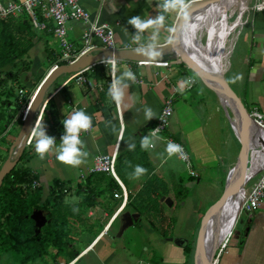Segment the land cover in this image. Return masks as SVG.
<instances>
[{
    "label": "crops",
    "instance_id": "1",
    "mask_svg": "<svg viewBox=\"0 0 264 264\" xmlns=\"http://www.w3.org/2000/svg\"><path fill=\"white\" fill-rule=\"evenodd\" d=\"M189 1L192 0H185V4ZM79 2L91 14L96 13L99 7L101 8L100 19L114 28L115 40L120 49L144 48L165 43L169 38V29L174 25L179 12V9L165 11L164 4L166 0H104L101 6L100 0H79ZM161 15L164 16L163 26L149 28L140 34L138 40H134V37L137 36V30L128 23L129 19L139 16L142 19L154 20ZM249 16L250 19L248 18L249 21L246 20L232 54V57L235 56L234 51L239 48L240 55H237L234 64H232L238 79L236 86L238 91H232V94H230L233 98L235 97L234 99L241 104L245 111L257 109L264 112V13L250 14ZM66 27L67 38L73 49L79 50L83 46L82 33L86 29V25L80 22H69ZM32 29L37 33L38 38L34 40L33 47L23 57V60L29 63L28 70L19 72L20 79H23V77L24 80L25 77L29 78L23 88L28 93L38 85L42 80L41 78L45 76L52 63H54L53 61L60 55V49L53 34L44 32L40 34L42 32L36 30L33 26ZM204 40L205 38L203 42ZM187 59H190L189 56L180 50L179 55L175 56L174 60L162 58L149 63L117 62V77L122 76L125 70L131 68L137 78V81L128 78L123 80L121 87H123L125 94L118 108L110 97L100 98L99 94L104 84L91 77L90 79L96 81L101 89L90 90L88 87L78 86L74 82L59 89L69 74L59 77L58 79L62 77L63 79L56 81L48 88L43 98L44 101L49 97L48 106L43 111L40 123L47 136L65 135L66 130L62 121L77 110H83L92 117V130L89 134L80 136L84 142L80 146L81 152L88 155L81 156V160L85 162L78 167L63 164L57 160L56 151L62 141H58L53 151L46 154L44 159L36 154L35 141L31 147L23 150L27 155L15 167H26L33 175L37 176L38 187H41L42 193L46 194L43 195V200L47 198L54 180L69 183L72 187L76 185L83 186L82 180L88 176L87 171L92 166L96 156L111 154L115 149H117V154L126 155L132 151L129 150V144L134 146L138 142L141 144L142 138L148 136L154 125L164 99L171 95H173V115L167 132L184 144L190 155L191 168L196 174V176H190L186 166L175 155L169 156L166 151L167 144L158 138L151 137L153 147L143 150L153 169L152 173L158 176L167 188V193L160 198L162 212L165 217L174 220L175 223H171L169 228L165 227L166 235L163 236L154 231L146 222L147 226H143L141 231L143 236L139 245L138 242L134 241V238L132 239L133 235L129 236L128 232H125L126 234L123 237H118V232L122 230L121 227H118V224L121 220L122 223L126 222L128 212L125 204L123 210L114 218L113 215L122 200L121 198L113 200L111 196L114 193H120V185H122L126 190V194L134 197L141 189L146 177L144 175L137 176L132 171L122 170L125 185L116 175V178H113L117 182V186L109 175H101L103 179L97 187L100 189L110 187L111 191H104L100 196H96L94 200L97 205L86 209L84 212V215L90 220L94 219L93 225L96 221L100 224L93 227L96 234L93 235L96 238L93 237L95 240L85 247L82 252L80 251L81 253L74 257L69 264H77L84 259L90 264H117L116 262L120 259L118 263L125 264L124 260L128 256L115 258L112 255L113 249L117 245L118 248L119 245H122L121 247L125 250L128 248V250L133 251L138 249L145 251L148 260L145 263L148 264H182L183 261L181 262L182 259L178 255V249L182 253L186 249L189 250L188 243L192 239L193 229L196 228L198 214L204 206L208 205L205 208L207 214L208 210L215 204L210 205V201H207L209 198L204 193L205 190H209L206 187H211L212 184L201 182V175L209 180L213 172L219 171V173H222L223 171L225 173L224 187L228 183L229 191L235 186L236 180L243 175L245 167L242 170L239 166L233 169L232 164L238 158H242L241 160L248 159L251 153L250 145L245 143V152L244 149L242 152V146L237 136L234 133L233 135L225 132L230 123L227 121L223 108L220 107L218 102L214 103L213 99L210 98L208 94L210 91L208 92L204 88H195L198 86L192 72L195 74L197 72L194 70L195 66L193 64L188 65ZM162 61L169 62L172 65L171 68L164 67ZM7 67L10 69L9 71H12V67L9 65L3 68L2 72ZM105 68L107 69L108 66L105 65ZM188 78L194 80L191 89L186 88ZM6 83V86L5 84L0 86V142H3L0 144V150L6 153L5 159H3L4 163L9 158L11 159L9 150L22 127H20L16 137L10 138L11 142L6 143L7 140L5 141L4 138L8 133L1 131L3 124L9 121L7 127L10 125L12 114L17 115L19 105L15 97H8L6 91L1 90L2 88L12 87V93L16 95L17 90L21 88L16 85L17 81ZM68 101L71 104H68ZM146 109L153 111L154 115L151 119L145 118ZM221 113H224L225 120ZM17 121L19 120L14 118L13 123ZM121 124L124 127L122 132H120ZM221 133H225L224 136H221ZM228 144L235 147L234 155L231 157L228 155ZM225 146H227L226 151L224 150ZM175 160L183 165L184 168L181 172L175 168ZM218 160H221L222 163L218 164ZM224 160L227 162L225 163ZM226 164L228 167H225ZM237 174H240L239 177H237ZM183 195H185L184 198H182ZM78 200L80 201L79 197ZM164 206L166 207L164 208ZM237 206L238 200L236 193H234L211 211L210 224L204 230L202 238L211 241L208 264H210L216 250L217 241L220 243L229 234L234 223ZM216 214H218V219L215 217ZM131 216L141 217L139 213L134 211ZM106 219L108 220L107 224L102 228V224ZM239 222L241 224H238ZM239 222H236L231 235L227 239L226 247L215 253L216 260L219 264H264V205L252 216L244 215ZM102 242H105L106 250L101 254H94L96 247ZM168 244L171 245L169 249L172 254L169 253ZM149 245L153 248L154 254L149 252V248H151ZM49 251L50 254H55L53 248H50ZM0 252V264L18 263L10 251L1 248ZM62 255L65 254L62 253L58 256ZM7 256L9 259L5 260ZM58 256L55 259L52 255H46L47 260L35 259L26 264H53L51 263L52 260L53 262L58 260ZM197 258L196 256V262Z\"/></svg>",
    "mask_w": 264,
    "mask_h": 264
},
{
    "label": "trees",
    "instance_id": "2",
    "mask_svg": "<svg viewBox=\"0 0 264 264\" xmlns=\"http://www.w3.org/2000/svg\"><path fill=\"white\" fill-rule=\"evenodd\" d=\"M43 32L53 34L51 30ZM37 38V33L34 32L31 23L26 18H9L0 21V74L3 68L11 65L12 71L10 72L13 74L8 72L5 77L11 76L17 80L21 88H24V77L20 79L16 76L20 71L28 70V65L25 64L23 57L33 47L34 40ZM21 63L25 66L21 67ZM18 64L23 68L22 70L18 68ZM14 69L16 70L14 71ZM107 69L104 65H96L86 74L88 78L91 77L104 84L99 94L101 99L109 97V66ZM6 82L9 81H6L4 77L1 78L0 86L2 84L6 86ZM1 91H6L7 96L9 94L13 95L15 100L18 99L17 94L12 93V87L2 88ZM47 106L48 104L45 108ZM25 155L27 153L23 151L16 165L26 157ZM137 166L147 169L146 173L141 174L146 177V180L134 197L130 194L127 195L126 207L139 213L140 216H144L146 222L154 231L165 236V227L169 228L171 223H175L174 220L165 217L162 212L160 198L167 193V188L162 180L152 173L153 169L149 164L146 153L141 148L140 142L134 147V150L126 155L117 154L116 156L115 172L124 185L122 170L136 173ZM101 175L106 174L88 175L82 180L83 186L76 185L74 187L69 183L54 180L47 198L43 200L42 188L31 187L32 183L38 180L37 176L33 175L26 167H14L4 177L0 186V249L13 253L16 260L22 264L35 259L44 261L45 256L50 255V248L55 250V256L64 253L71 257L70 260H73L74 255L67 252L68 237L70 235L68 218H80L83 211L97 205L94 200L96 196L104 191H111L110 187L107 189L98 188L103 179ZM109 177L118 186L115 179L110 175ZM73 190L80 198L78 205L68 204L64 201L66 195L71 194ZM111 197L115 200L113 195ZM184 197L185 195L182 198ZM79 206L82 212L77 214L75 211ZM34 210L47 213L45 224L39 230L31 217ZM139 222V220L136 221L134 225H139ZM186 251L189 250L186 249Z\"/></svg>",
    "mask_w": 264,
    "mask_h": 264
},
{
    "label": "built area",
    "instance_id": "3",
    "mask_svg": "<svg viewBox=\"0 0 264 264\" xmlns=\"http://www.w3.org/2000/svg\"><path fill=\"white\" fill-rule=\"evenodd\" d=\"M103 2L104 0H100V6ZM100 9L101 8L99 7L96 13L91 14L81 6L79 0H0V21H5L9 18H16V19L26 18L29 20L32 26L38 31L43 32V31L51 30L60 49L59 57L55 60V62L49 68L48 72L42 78V80L30 93H28L23 88H19L17 90V96H18L17 102L19 108L17 109V115L15 117V120L21 119L22 122L24 121L27 111L31 105V102L35 98L40 88V85L45 81L48 75L51 72H53L55 69H57L59 66L72 65L76 63L82 56L92 51L97 52L98 49L109 50L112 52L121 50L117 46L115 40L114 28L110 24L101 21ZM256 13H264V0L247 1L246 9L243 12V17L239 19L240 21L238 28L239 32H241V30L243 29L247 17L250 14L253 15ZM235 17L236 14L234 13L233 14L226 13L225 19H222V17H220L219 21L215 25V30H217L218 36L222 35L223 40H225L223 43L224 45L228 44L229 38L228 35L224 34L225 31L223 28H221L220 25L222 24V21H224L223 24L226 27H228L229 24L231 25L232 20H236ZM69 22H80L86 25V29L82 33L83 46L79 50H74L73 46L71 45L70 41L67 38L66 26ZM178 55L179 52H176L175 56ZM104 61H100L96 64H92L84 69H81L75 73L69 74L64 79L59 89H61L63 86L68 85L71 82H74L78 86H86L90 90L101 89L100 85L96 81L86 76V74L90 72L91 69L96 65L109 66L110 68L109 77L111 84L113 79L111 64L105 63ZM114 62L115 64H117V62L119 61L114 60ZM162 62H164L163 65L164 67H167L168 69L171 68L172 65H170L169 62L167 61H162ZM129 69L131 70V68ZM134 81H137V78ZM193 85H194V80L188 78L186 88L191 89ZM48 99L49 97L42 102L41 108L39 112L36 114L35 119L33 121L32 129L34 128L35 124L41 123L43 111L46 107ZM68 104H71V102L68 101ZM172 115H173V95L168 96L164 99L163 105L156 117L154 125L149 131L148 136H150L151 132L156 131V136L152 138H158L166 144H168V142H174L179 144L181 146L182 151L175 153L173 155H175L176 158L186 166L190 176H196L195 172L191 168V159L186 147L178 139H176L174 136H171L167 132V128L169 126ZM246 121L250 124L251 129L247 137H244L243 139L238 137V140L241 146H242V141L244 142L243 145L245 143H247V145H250L251 153L247 160L248 163L251 164V168H250L251 174L242 184V186L238 188L239 206L234 219L233 226L229 234L226 236V238L218 244L211 258V264H219V262L215 258L216 257L215 253L219 250H223L226 247L227 239L231 235L232 230L238 218L241 216V214L252 216L256 211H258L264 205V112H261L257 109L246 111ZM123 128L124 127L121 124L120 132L123 131ZM91 130L92 127L87 132H81L80 136L89 134ZM63 136L64 135L53 137L56 142L55 144H57L58 141H62ZM34 141L35 138L31 136V131H30V134L24 145V150L26 148L31 147ZM149 147L152 148L153 145ZM13 156L14 153L12 154V158ZM116 156H117V149H115V151L112 152L111 154L96 156L92 166L87 171V175L106 174L116 178V173H115ZM240 162L241 160L238 158L234 162V164H232V168H234L236 165L238 166ZM38 186L39 183L37 181H34L31 187L37 188ZM120 186H121L120 193H114L113 195L114 198H121L122 200L120 206L117 208V210L113 215L114 218L123 210L127 202L126 190L122 185ZM138 264H148V263L139 262Z\"/></svg>",
    "mask_w": 264,
    "mask_h": 264
},
{
    "label": "rangeland",
    "instance_id": "4",
    "mask_svg": "<svg viewBox=\"0 0 264 264\" xmlns=\"http://www.w3.org/2000/svg\"><path fill=\"white\" fill-rule=\"evenodd\" d=\"M197 12L196 13H193L190 17L191 18H194V17H196L197 16ZM236 18V20H238V16H236L235 17ZM250 19V16H248L247 17V20L249 21V19ZM236 20H232L231 22L232 23H234ZM170 31H171V29H169V32H168V34L170 35ZM40 34H42V33H40ZM169 37V36H168ZM204 44H208V42H207V39L205 38V40H204V42H203ZM199 47H201L200 45H197L196 46V48L198 49ZM195 48V49H196ZM235 56H231V58H230V62H231V68L229 69V71H228V74H226L225 75V78H224V84H225V87H226V89H227V91L229 92V93H232V91H235V92H237L238 90H237V78H236V74H235V68H233L232 67V64H234V60H235V58L237 57V55H240V50H239V48H237L235 51ZM187 56H189V58L190 59H187L186 61H187V63H188V65H192V62H193V64H194V66H195V71L197 72V74H195L194 72H192L193 73V75H194V78H195V83H196V85L198 86V87H195L196 89H198V88H204L206 91H210L208 94H209V96H210V98H212L213 99V101H214V103H219V101L221 102V104H222V106H224V107H230V104H229V102H228V100H227V97H226V95L221 91V89L219 88V85H218V81H217V77H216V75L214 74V72H213V70L210 68V66H208V65H206V63H199L198 62V60H197V58L194 56V55H192V54H190V53H185ZM197 60V61H196ZM24 62H25V64L26 65H28L29 63L26 61V60H24ZM20 66L22 67V66H25L24 64H20ZM19 66V64H18V68H21ZM10 69L7 67L6 69H5V71H1L2 73L0 74V79L2 78V77H4L5 79H6V81H11V82H16L17 80H15V79H13L11 76L10 77H8V76H6L5 77V75H7L8 74V72H10L9 71ZM16 70V69H15ZM234 73H233V72ZM14 72V71H13ZM213 72V73H212ZM9 74H13L12 72H10ZM17 78L19 77V74H17V76H16ZM64 77V76H63ZM63 77L62 78H60V79H58V80H56V81H61L62 79H63ZM231 77V78H230ZM233 78V79H232ZM11 79V80H10ZM42 79V78H41ZM29 81V78L28 77H25V80H24V85H26L27 84V82ZM41 81V80H40ZM234 83V84H233ZM16 85H18V82L16 83ZM197 91V90H196ZM197 92H199V91H197ZM200 94V93H199ZM15 95V94H14ZM201 95V94H200ZM8 97H14L13 95H10L9 94V96ZM227 103V104H226ZM222 106L220 105V107L222 108ZM231 108V107H230ZM230 108L228 109V112H229V115H230V118L232 119V121L234 122V125L236 126V128L239 130V131H241V127H240V121H239V119H238V117H236L234 114H233V112L230 110ZM221 115H222V117L224 118V120H225V116H224V113H221ZM15 116H16V114L14 113V114H12V119L10 120V125H8V127H7V124L9 123V121H7V122H5L3 125V129L1 130V131H6V133H8L7 135H6V137L4 138V140L6 141L7 140V142L6 143H10L11 142V140H10V138H12V137H16V135L18 134V132H19V129H20V127L22 126V121H21V119L19 120V121H17V122H14L13 123V120H14V118H15ZM227 121H228V119H227ZM226 121V122H227ZM228 123H229V121H228ZM226 128V127H225ZM7 129V130H6ZM225 132H229L230 134L232 133H234L233 132V130L231 129V127H230V125H229V127L227 126V131L225 130ZM224 134L225 133H221V136H224ZM234 135V134H233ZM232 135V136H233ZM223 138V137H222ZM3 142H0V144H2ZM228 147H229V150H228V155L231 157V156H233L234 155V148L235 147H233V145H231V144H228ZM226 149H227V146H225V148H224V150L226 151ZM0 156H1V166H0V168L2 167V165L4 164V161H3V159H5L4 158V156H6V153H4V152H1V150H0ZM229 156H228V158H229ZM244 160L245 159H243L242 160V163H241V166H240V169L242 170L245 166H244ZM225 161V160H224ZM227 161H225V163H226ZM175 168H177L178 169V171L179 172H181L182 170H183V165L180 163V162H178V161H176L175 160ZM219 163H222L221 162V160L219 161L218 160V164ZM225 167H228L227 166V164H226V166ZM183 174V173H182ZM224 174L225 173H223V171H222V173H219V171H216V172H213L211 175H212V177L208 180V179H206V177L205 176H202L201 175V182H203V183H206V184H208L209 182H210V184H212V186L210 187V186H207L206 187V189H209V190H205L204 191V193L206 194V197L207 198H209V200H207V198H206V200L207 201H210L209 202V204L211 205H213L214 203H216V201H218L220 198H221V196H222V194L224 193V190H225V178H224ZM204 175V174H203ZM239 175L240 174H237V177H239ZM227 185V184H226ZM74 191L75 190H73V192H71V194H68V195H66V198L64 199V201L66 202V203H70V202H72V201H74V202H72L71 204H79L80 203V201L78 200V196L74 193ZM43 195H46V194H43ZM101 195V194H100ZM99 195V196H100ZM76 197H77V200H76ZM214 200H216L215 202H213ZM76 202V203H75ZM206 204H207V202H206ZM208 206V205H207ZM207 206H204V208L200 211V213L198 214V222H197V224H196V228H194L193 229V236H192V239H190L189 240V243H188V246H189V251H186V252H184V253H182L179 249H178V251H179V253H178V255L180 256V259H182L181 260V262H182V264H196V256H197V245H198V242H199V237H200V234H201V231L204 229V228H206V227H208V225L210 224V218L208 217V215L206 214V211L207 210H205V208L207 207ZM166 206H164V208H165ZM79 210H80V206H79V208L77 209V211H75L77 214L79 213H81L82 212V209L80 210V212H79ZM205 210V211H204ZM37 210H34L33 212H36ZM127 212H128V215H132L133 214V210L131 209V208H127V210H126ZM84 212L85 211H83L82 212V214H81V216H80V218H68V228H69V233H70V235H69V237H68V249H67V252H70L71 254H73L74 256L73 257H76L79 253H81L84 249H85V247H87L88 245H90V243H92L94 240H95V236L93 235V234H95V231H94V229H93V227H95L96 226V224H98V225H100L97 221H96V223H94V225L92 224V222H94V219H92V220H90L86 215H84ZM47 213H45V215H46ZM215 217L218 219V214H216L215 215ZM243 217H244V215L243 214H241V216H240V218L238 219V221L237 222H239V220L242 218L243 219ZM123 219V218H122ZM137 220H139L140 222H139V225H131V226H128V227H123V225H124V223H122L123 221L121 220L120 221V223L118 224V227H121V228H123L120 232H118V237L119 236H121V237H123L126 233L125 232H128L129 233V236H131V235H133V237H132V239L134 238V241H136V242H138V245L140 244V242H142V229H143V226H147V224H146V219L144 218V216H141V217H139V218H137ZM107 219L103 222V226H102V228L103 227H105L104 225H106L107 224ZM240 222H242V221H240ZM238 223V224H241V223ZM236 227H237V225H236ZM101 228V229H102ZM127 230V231H126ZM91 233V234H90ZM96 235V234H95ZM138 235V236H137ZM93 237H95V238H93ZM120 237V238H121ZM192 241V242H191ZM198 241V242H197ZM195 242H196V245H195ZM156 243V242H155ZM208 243H209V247H210V250H211V241H209L208 240ZM169 245V244H168ZM122 245H119V248H118V245L117 246H115L114 248L115 249H113V256L115 257V258H119V257H124L125 255L126 256H128V258L127 259H125L124 260V262H125V264H136V263H139V262H148V260H147V257H146V255H145V251H143L142 249V251H140L139 249L138 250H135V251H133V250H128V248H127V250H125L124 248H122L121 247ZM150 247H151V245H149ZM148 246V247H149ZM170 246L171 245H169L168 246V250L170 251ZM122 248V249H121ZM111 249V248H110ZM120 249V250H119ZM106 250V246H105V242H102V243H100L97 247H96V249H95V253L94 254H98V253H100L101 254V252H103V251H105ZM107 250L108 251H110L109 250V248H107ZM171 250H173V249H171ZM81 251V252H80ZM174 251V250H173ZM140 252V254H138ZM149 252H151V254H154V250H153V248L151 247V248H149ZM49 253H50V251H49ZM170 254H172V252L170 251L169 252ZM9 254V253H8ZM0 255H1V252H0ZM49 255V254H48ZM53 256V258H57V256L58 255H54V254H50L49 256ZM10 256H11V254H10ZM125 256V257H126ZM59 258H58V260H55L54 262H53V260H52V262L51 263H53V264H69L70 263V259H71V257L69 256V255H62V256H58ZM11 258V257H10ZM9 259V257L7 256V257H5V260H8ZM44 259H46V258H44ZM209 259V258H208ZM42 260V259H41ZM47 260V259H46ZM43 261V260H42ZM119 261H120V259H119ZM119 261H117L116 263L117 264H120V263H118ZM123 262V261H122ZM6 264H8V263H6ZM17 264H22L21 262H18ZM71 264H75V263H71ZM77 264H90V263H87V261H86V259H84L83 261H81L80 263H77ZM121 264H123V263H121ZM171 264H173V263H171Z\"/></svg>",
    "mask_w": 264,
    "mask_h": 264
},
{
    "label": "water",
    "instance_id": "5",
    "mask_svg": "<svg viewBox=\"0 0 264 264\" xmlns=\"http://www.w3.org/2000/svg\"><path fill=\"white\" fill-rule=\"evenodd\" d=\"M192 1H189L186 4L187 8L185 10H183V11L180 10L178 12V15H177V18L174 22L171 34L165 43L158 45V46H151V47H144V48L121 49V50H117L115 52H112L109 50H104V49H98L97 52L92 51V52L82 56L76 63H74L72 65L59 66L57 69H55L53 72H51L48 75V77L45 79V81L40 85V88H39L35 98L31 102V105H30V107L27 111V114L25 116V119L23 121V125L21 127V130H20L17 138L15 139L13 145L11 146V148L9 150L11 159L9 158V160H7L0 169V186L2 184L3 178L7 174H9L10 171L15 167V165L17 163V159L20 157L22 151L24 150L25 142H26V140L30 134L32 127H33L34 118L41 108L44 95L46 94L48 88H50L52 86V84L59 77L75 73L81 69H84V68L92 65V64H96L100 61H104L107 58H110V59L115 60V61H130V62H137V63L138 62L139 63L155 62V61H158L162 58H169L170 60H174L175 53L176 52L180 53V51H179L180 41L173 37V32H175L179 28V23L182 21V18H184L183 16L185 15L186 11L189 9V7H193L196 5H202L205 3H213L216 0H192ZM150 55H153V56H150ZM192 64H193V62H192ZM194 70H195V68H194ZM224 86H225V84H224ZM228 94L231 97L232 103H234V105L236 104L234 106V108H230V107L229 108L233 112V114L236 117H238V119L240 121L241 131H239L236 128V126L234 125V122L230 118V115L228 112L229 108L222 106L220 101H219V104L222 106L223 111H224V113H225V115H226V117L230 123V126H231L234 134L237 136V138L240 137L243 139L244 137L248 136V133L251 129L250 124L246 121V111L241 106V104L231 96V94L229 92H228ZM243 143L244 142L242 141V146H243L242 152L244 149ZM13 153H14V156L12 158ZM239 159L241 160L242 158H239ZM244 162H245L244 163V166H245L244 173L240 178H238V180H236L237 182L235 181L237 188L241 187L242 184L246 181V179L251 174V171H250L251 164L248 163L247 158L244 160ZM237 167L238 166L236 165L233 169H236ZM228 185L229 184L227 183L225 190H224V193L222 194L220 200L217 203H215L214 206L208 210L207 215L209 218L211 217V211L213 209H215L219 205V203H221L224 200V198L226 199V197H227L226 194L229 191ZM126 216H127V219H126V222L124 223L123 227L131 226L137 221L136 216H130L128 214ZM31 217H32V219H34L35 225H36L38 230L45 224V213L43 211L33 212ZM121 229H123V228H121ZM205 229L206 228H204L201 231V234L199 237V242L197 245V257L198 258H199V254L201 251L202 238H203V234H204ZM198 258H197V262H198ZM197 262H196V264H197ZM210 264H211V262H210Z\"/></svg>",
    "mask_w": 264,
    "mask_h": 264
},
{
    "label": "bare ground",
    "instance_id": "6",
    "mask_svg": "<svg viewBox=\"0 0 264 264\" xmlns=\"http://www.w3.org/2000/svg\"><path fill=\"white\" fill-rule=\"evenodd\" d=\"M247 1L248 0H216L213 3H205L189 7L183 16L184 18H182V21L179 23V28L173 32V37L180 41L179 51L181 50L184 53H190L197 58L199 63H206V65L210 66L217 77L219 88L226 95L231 108H234L236 104L234 105V103H232L231 97L224 86V78L231 68L230 58L233 54L235 43L240 33L238 29L240 24L239 19L243 17ZM196 12L198 13L197 16L191 18L190 16ZM226 13L236 14L238 20L234 23L231 22V25L229 24L228 27H226L223 24L224 21H222L220 26L224 29V34L228 35L229 38L228 44L224 45L223 43L225 40H223L222 35L218 36L217 30H215V25L220 17L225 19ZM204 38L207 39V45L203 43ZM197 45H200L201 47L197 49ZM241 163L242 160L238 165L239 167L241 166ZM234 185L235 186L226 194V196L228 197L236 193L239 206L238 188L236 183ZM238 206L236 208V213ZM207 240L208 239H202L201 251L197 264H208V258L211 251L208 247ZM218 244L219 242L217 241V245H215L216 248Z\"/></svg>",
    "mask_w": 264,
    "mask_h": 264
},
{
    "label": "clouds",
    "instance_id": "7",
    "mask_svg": "<svg viewBox=\"0 0 264 264\" xmlns=\"http://www.w3.org/2000/svg\"><path fill=\"white\" fill-rule=\"evenodd\" d=\"M164 8L165 11L177 9L183 11L187 8V5L185 4V0H166ZM128 23L134 26V28L137 30V36L134 37V40H138L140 38V34L145 32L149 28L163 26L164 16L161 15L154 20L142 19L139 16H135L129 19ZM104 62L111 64V71L113 76L112 82L108 89V96L116 103L117 107H119L125 94L123 87H121L123 80L125 78L135 80L136 76L131 70H125L122 76L117 77V66L114 60L107 58ZM153 115L154 113L151 109H146V119H151ZM62 123L65 127L66 134L62 137V143L56 151V158L63 164L78 167L81 163L85 162L81 160V156L88 155L87 153L81 152L80 146L83 145L84 142L80 138V134L81 132H87L89 129H91L92 117L86 114L83 110H77L73 111L71 115L68 116V118H65L62 121ZM31 136L35 138V151L41 159H44L46 154L53 151L54 145L56 143L55 139L45 134L44 128L40 123L35 124L34 128L31 130ZM154 136H156V131L151 132L150 136L143 137L141 140V148L147 149L149 146H151V137ZM134 147L135 146L133 144H129V150H134ZM166 151L168 152L169 156H172L175 153L181 152L182 149L179 144L168 142ZM146 172L147 169L137 166V176H140L141 174Z\"/></svg>",
    "mask_w": 264,
    "mask_h": 264
}]
</instances>
